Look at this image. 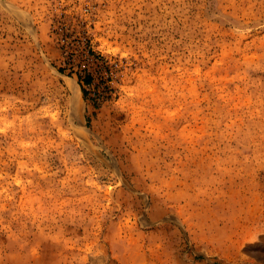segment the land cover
Instances as JSON below:
<instances>
[{
  "label": "rangeland",
  "instance_id": "1",
  "mask_svg": "<svg viewBox=\"0 0 264 264\" xmlns=\"http://www.w3.org/2000/svg\"><path fill=\"white\" fill-rule=\"evenodd\" d=\"M0 264H264V0H0Z\"/></svg>",
  "mask_w": 264,
  "mask_h": 264
},
{
  "label": "trees",
  "instance_id": "2",
  "mask_svg": "<svg viewBox=\"0 0 264 264\" xmlns=\"http://www.w3.org/2000/svg\"><path fill=\"white\" fill-rule=\"evenodd\" d=\"M85 82H86V84H87L89 81H88V80H86Z\"/></svg>",
  "mask_w": 264,
  "mask_h": 264
}]
</instances>
